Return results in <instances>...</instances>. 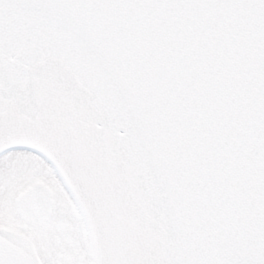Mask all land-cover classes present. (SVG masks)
<instances>
[{"label":"snow or ice","instance_id":"1","mask_svg":"<svg viewBox=\"0 0 264 264\" xmlns=\"http://www.w3.org/2000/svg\"><path fill=\"white\" fill-rule=\"evenodd\" d=\"M0 264H264V0H0Z\"/></svg>","mask_w":264,"mask_h":264}]
</instances>
